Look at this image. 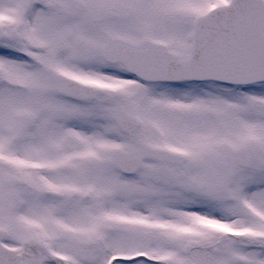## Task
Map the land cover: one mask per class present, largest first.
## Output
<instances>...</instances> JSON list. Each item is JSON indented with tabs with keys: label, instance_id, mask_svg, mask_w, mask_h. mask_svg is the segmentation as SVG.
<instances>
[{
	"label": "snow or ice",
	"instance_id": "1",
	"mask_svg": "<svg viewBox=\"0 0 264 264\" xmlns=\"http://www.w3.org/2000/svg\"><path fill=\"white\" fill-rule=\"evenodd\" d=\"M0 264H264V0H0Z\"/></svg>",
	"mask_w": 264,
	"mask_h": 264
}]
</instances>
